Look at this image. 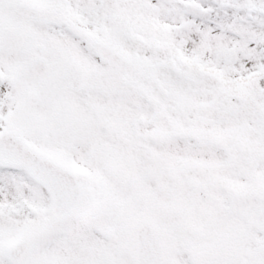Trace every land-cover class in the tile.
Returning <instances> with one entry per match:
<instances>
[{"label": "snow or ice", "instance_id": "snow-or-ice-1", "mask_svg": "<svg viewBox=\"0 0 264 264\" xmlns=\"http://www.w3.org/2000/svg\"><path fill=\"white\" fill-rule=\"evenodd\" d=\"M0 264H264V0H0Z\"/></svg>", "mask_w": 264, "mask_h": 264}]
</instances>
